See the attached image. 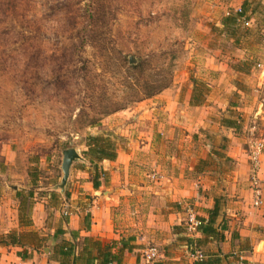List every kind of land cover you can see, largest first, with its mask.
Returning a JSON list of instances; mask_svg holds the SVG:
<instances>
[{
    "label": "rangeland",
    "instance_id": "374dc122",
    "mask_svg": "<svg viewBox=\"0 0 264 264\" xmlns=\"http://www.w3.org/2000/svg\"><path fill=\"white\" fill-rule=\"evenodd\" d=\"M262 1L249 0L246 7L250 12L262 7L260 26ZM239 9V0H0V186L8 193L14 187L31 190L36 198L59 191L63 152L73 149L80 159L72 163L64 187L74 195L72 183L84 186L94 172L83 155L87 138L108 137L125 149L128 142L119 137L125 133L116 132L124 127L117 124L128 126L133 119L124 113L154 99L130 104L134 92L146 81L166 80L164 91L174 92L180 103L195 82L204 106L187 110L194 122L178 129L173 142L156 140L146 158L135 162L148 168L147 181L154 184L158 166L170 170L178 157L193 153L206 158L215 152L218 156L202 165L212 174L191 177L200 193L205 179L213 178L214 193L227 206L239 201L240 190L251 183L250 139H264V32L259 25L251 27L244 13L248 25L237 23L226 33L222 20ZM240 60L252 61L254 72L236 73L233 67ZM140 61L143 71L132 73L130 66ZM257 71L263 73L260 79ZM114 105L124 107L115 113L117 120H111L115 114L101 115ZM93 119L97 124L88 127ZM228 119L237 127L222 128ZM229 146L245 160V168L225 157ZM246 172V180L235 181ZM239 183L240 189L233 187ZM154 196L148 191L145 211ZM81 198L83 205L93 201ZM240 200L246 204L248 198ZM121 208L123 216L132 218V209Z\"/></svg>",
    "mask_w": 264,
    "mask_h": 264
},
{
    "label": "crops",
    "instance_id": "0c3cea01",
    "mask_svg": "<svg viewBox=\"0 0 264 264\" xmlns=\"http://www.w3.org/2000/svg\"><path fill=\"white\" fill-rule=\"evenodd\" d=\"M239 1L241 5L245 3L243 11L249 16L251 27L258 28V19L263 17L259 12L262 7L258 12H250L246 10L249 0ZM261 24L259 29L264 32V22ZM237 65L233 68L238 74L247 76L254 72L252 61L240 60ZM257 74L258 79L263 76L260 71ZM192 91L183 103L179 102V96L168 90L154 97L150 104L124 113L133 120L128 126L124 121L117 124L124 130L118 128L116 132L125 133L126 136L119 137H125L128 145L125 149H118L115 161H103L98 165L103 174L100 173L97 189L93 188L89 178L84 186L80 182L72 183V196L63 187L59 191L51 189L50 194L36 198L31 190L24 192L14 187L8 193L0 186V264H73V257L60 259L55 255L56 247L62 242H72L73 234L77 235V240L90 237L102 244L118 242L114 253L119 251L120 242H126L132 249L123 252L121 264H143L142 253L148 247H156L159 251V257L153 264H199L190 258L192 249L205 255L201 264H264V153L258 157L259 207L253 205L251 183L247 190H240L239 201L228 206L224 198L214 193L216 181L213 178L205 179L207 186L200 193L198 182L191 175L201 179V175L207 173L202 165L206 159L217 157L215 152H209L206 158H197L193 153L178 157L170 170L158 166L159 178L154 184L147 181L150 175L148 168L135 162L136 157L146 158L153 142L171 143L176 133L178 136V129L186 122H194L195 117L187 110H196L204 105L190 104ZM260 112L264 114L261 109ZM113 116L110 118L112 121L118 119L116 114ZM221 126L228 129L223 124ZM135 129L141 133L135 134ZM230 139L227 138L228 141ZM235 153L229 146L225 157L237 161L238 169L245 168V160H240ZM79 175L88 176L84 173ZM247 175L246 172V176L241 175L235 181L246 180ZM233 187L240 189L241 185ZM70 188L69 192L73 191ZM205 189L208 192H204ZM148 191L155 195L152 197L154 203L145 211L149 205ZM82 195L92 198V203L83 205ZM245 195L248 198L246 204L240 200ZM216 202L218 215L214 228L218 235L189 231L185 222L188 212L192 211L205 226ZM121 207L128 208V211L132 209L128 213H133L132 218L123 216ZM185 207H189L187 213H184ZM235 224L238 225L236 229L233 228ZM80 252V246L74 248V255Z\"/></svg>",
    "mask_w": 264,
    "mask_h": 264
},
{
    "label": "trees",
    "instance_id": "16d2710c",
    "mask_svg": "<svg viewBox=\"0 0 264 264\" xmlns=\"http://www.w3.org/2000/svg\"><path fill=\"white\" fill-rule=\"evenodd\" d=\"M245 7V3L242 5L241 12L244 15L243 8ZM241 17L238 14L228 15L226 18L222 20V26L226 29V33L231 31V26H237V20ZM145 63L138 62L136 65L130 66L131 72H141L144 69ZM194 88L192 91V97L190 104L192 106H201L204 103L205 96L202 92H199L197 89V84L194 82ZM169 82L163 80V83L157 81L155 84L148 83L147 81L140 87L138 92H134L135 96L129 102L130 104H134L143 100H147L159 95L164 90L168 89ZM117 105V104H115ZM106 106L105 112L101 113L103 116H109L115 114L124 109L123 106L117 108V106ZM108 107V108H107ZM112 107V108H111ZM98 120H91L88 123V127H93L96 125ZM223 125L226 128L233 129L237 127V124L234 119L225 120ZM86 151L83 153L84 157L87 158L88 162L94 168V172L91 177V182L94 189L99 187V179L100 172L98 170V165L103 161L113 162L116 160L118 147L115 145L114 141L110 138H106L104 136H89L87 138L86 143ZM103 174V173H102ZM217 202L214 206V209L209 214V220L205 226H203V221H200V226L197 228V231L201 233L208 234L210 236H214L217 234V230L214 228V221L218 215ZM224 227V226H222ZM221 230H225V228H221ZM74 237L72 242H62L56 247L55 255H57L60 259H66L69 257H73V264H121L122 256L124 251L130 252L132 247H128L126 242H120V248L117 253L113 252V249L117 246L118 242H111L109 244H102L98 240H95L90 237L79 238L77 240V235L73 234ZM218 235V234H217ZM77 246L81 247V252L77 255H74V248Z\"/></svg>",
    "mask_w": 264,
    "mask_h": 264
},
{
    "label": "built area",
    "instance_id": "2783aa9c",
    "mask_svg": "<svg viewBox=\"0 0 264 264\" xmlns=\"http://www.w3.org/2000/svg\"><path fill=\"white\" fill-rule=\"evenodd\" d=\"M236 13L241 16L237 20V23L238 24L241 23L242 25H248L247 22H245V17L241 12V10L239 9ZM250 141H252V143L254 142V144L250 146V154H249V159L252 163L251 186L253 190L252 191L253 205L254 207H259L261 202H260V186L257 177V168H258V157L260 154H262V150L264 149V142L253 141V138H251ZM199 226H200V221L192 211H189L186 218L187 229L189 231L195 232ZM158 257H159L158 249L156 247H148L142 253V262L143 264H153L155 263V261H157ZM190 258L193 259L196 263L201 264L205 260V255L202 254L200 251L192 249L190 251Z\"/></svg>",
    "mask_w": 264,
    "mask_h": 264
},
{
    "label": "water",
    "instance_id": "95a60500",
    "mask_svg": "<svg viewBox=\"0 0 264 264\" xmlns=\"http://www.w3.org/2000/svg\"><path fill=\"white\" fill-rule=\"evenodd\" d=\"M79 159H80V157H79L78 153L73 149L66 150L63 152V160H62V164H61V171L63 173V178H62L61 188H63L65 186V184L68 180L72 163L75 160H79Z\"/></svg>",
    "mask_w": 264,
    "mask_h": 264
}]
</instances>
